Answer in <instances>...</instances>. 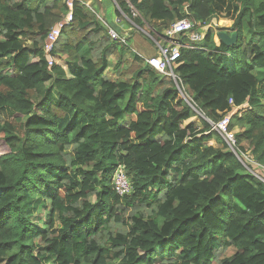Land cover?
Here are the masks:
<instances>
[{
	"label": "trees",
	"instance_id": "obj_1",
	"mask_svg": "<svg viewBox=\"0 0 264 264\" xmlns=\"http://www.w3.org/2000/svg\"><path fill=\"white\" fill-rule=\"evenodd\" d=\"M225 1L113 0L118 17L153 38L186 15L183 6L207 24L227 13ZM229 2V28L210 27L181 49L180 92L136 55L129 79L107 77L117 41L77 0L48 66L44 40L64 1L0 0V110L9 113H0V264H264V177L209 123L230 99L247 103L236 114L237 148L264 166V0ZM220 30L236 42L209 47ZM182 95L203 114L199 125H183L195 112ZM197 135L216 144L202 147ZM118 166L131 185L122 196L111 186Z\"/></svg>",
	"mask_w": 264,
	"mask_h": 264
},
{
	"label": "built area",
	"instance_id": "obj_2",
	"mask_svg": "<svg viewBox=\"0 0 264 264\" xmlns=\"http://www.w3.org/2000/svg\"><path fill=\"white\" fill-rule=\"evenodd\" d=\"M63 1L67 7V13L61 20L56 22L50 28L44 40L43 50L45 52L48 66H51L54 62V58L50 55L54 43L58 40L62 29L73 22L72 8L73 2L76 0ZM77 1L84 3L89 9H91L89 3L84 2L83 0ZM214 19L215 18L211 19V21L207 24H199L198 22L194 21L189 16L188 11H186V15L183 18L172 22L157 38L153 39V37L148 34L153 40L155 54L151 55L150 57L144 58V61L159 74L172 79L177 86L178 76L175 72V67L177 59L180 57L181 49L188 45L199 44L204 38L206 30L210 27L216 26V24L214 23ZM98 21L104 26V28L106 29V33L110 39L115 40L120 44L126 43L127 38L125 35H120L117 29L108 25L104 19H100ZM116 21H118V18L116 19ZM212 23L214 24L213 26ZM185 39L188 40L185 41ZM177 87L180 92H182V89L179 88V86ZM182 96L190 104L186 97L184 95ZM229 103L231 105V109L229 111H233V108L235 106L233 105L231 99L229 100ZM190 106L195 109V107L191 104ZM231 116L232 114L225 113L217 121L213 122L209 120V123L211 124V128L217 131V133L222 137L227 146L231 149L238 160L245 166V168L251 171L248 165H251V167L253 165L254 168H257L259 167L257 166L259 164L253 159L249 152H240L238 150L235 132L229 128ZM260 168H264V166L261 165ZM258 178L261 179V177ZM111 186L113 191L120 196L126 195L130 192V181L122 166H118L114 170L111 177Z\"/></svg>",
	"mask_w": 264,
	"mask_h": 264
},
{
	"label": "rangeland",
	"instance_id": "obj_3",
	"mask_svg": "<svg viewBox=\"0 0 264 264\" xmlns=\"http://www.w3.org/2000/svg\"><path fill=\"white\" fill-rule=\"evenodd\" d=\"M87 3H89V2H87ZM223 4H227V8H226V11H227V13L225 12V11H222L223 13H222V17H220L222 20H221V22H217L216 21V19H214V23L216 24V26L217 27H224V28H229L231 25H232V21H233V19L232 18H234L235 16H236V14H237V9L234 7L233 8V6L231 5V3L229 2V0H227V1H225V3H223ZM90 7H91V11H92V13L95 15V17H96V19L97 20H100V19H104L103 18V16H102V14L99 12V11H97L98 10V8H97V2L96 1H91V3H90ZM109 12H110V10H109ZM232 16V18L231 19H229V17L228 16ZM216 17H217V15H216ZM121 18H122V16H121ZM123 19V18H122ZM105 20H106V18H105ZM113 21H115V17L113 16ZM214 24L212 23V26H213ZM131 27H132V29H133V33H136V34H139V35H141V37H143V39H144V41H145V43H146V45L141 41V43H140V47L141 46H146V49L145 50H147L149 53H154L155 52V48H154V43H153V40H152V38L148 35L149 34V32H150V27L149 26H147L146 25V27L144 28V29H142L141 30V28H137V27H135V26H133V25H131ZM215 38H216V41L218 40V38H217V36L215 35L214 36ZM213 37V42H212V44H209V47L210 46H212V45H214V41H215V38ZM154 39V38H153ZM188 39H185V41H187ZM216 45V44H215ZM244 47H245V44L243 43L242 44ZM121 48H119L118 49V53L117 54H119V58H121V60H122V62L121 63H123V64H126V62H127V59H124V55L122 54V52H121ZM149 53H143V55H147V54H149ZM115 54H116V52L115 53H113V58H112V56L110 57V54H109V59H110V61L111 62H113L114 61V57H115ZM126 57H129V56H126ZM136 67H137V65H136ZM112 68V67H111ZM120 68H121V65H120ZM110 70V69H109ZM112 71H116L115 73L116 74H119L118 75V79H120V78H123V79H128V72H127V70L125 69L123 72H120V69H118V70H116V69H113ZM116 74H113V73H111V72H107V75L109 76V78H111V79H113L114 77H115V75ZM113 80H116V78L115 79H113ZM245 108H240V107H234L233 108V111H227V112H225V113H230V114H232V117H231V121L234 123L235 121L237 122V124H236V127H234V128H230L231 130H233L235 133H236V131H238V130H240V123H238V121H237V119L238 118H236V114L237 113H240V112H242V111H244L245 109H248V105H246V106H244ZM194 112H195V116L194 117H192L191 119H189V120H187V121H185V122H183V125H186V124H189V123H191L192 121H195V123L197 124V125H199V121H197L198 120V118H199V116H203V114L202 113H200L198 110H196V109H194ZM0 113L4 116V117H8V115H9V113L7 112V111H5V110H0ZM201 114V115H200ZM203 136H200V135H197L196 136V138H198L199 140H198V143H199V145L200 146H206L207 144H216V141L215 140H213V139H209V140H206V139H204V138H202ZM229 150H231L229 147H227ZM7 151V147L3 144V142L2 141H0V153H3V152H6ZM250 153V152H249ZM250 155L252 156V154L250 153ZM253 157V159L255 160V158H254V156H252ZM258 164H259V162H257ZM257 166H259V167H257V168H254V166L252 165V167L250 168L251 169V171H249V173H251V172H253V173H251V174H253V175H255L257 178L258 177H264V168H260L261 167V165L259 164V165H257ZM260 180H263V178L262 179H260ZM264 181V180H263ZM257 198H258V196H256ZM256 197L254 198L255 200H256ZM238 204L241 206V207H243V208H247L248 206H247V204L245 203V202H242V201H239L238 202ZM43 212L41 211V210H37L36 212H35V214H34V216L32 217V222L34 223V224H36V225H39L40 223H41V221H40V219L42 218V216H43V214H42ZM235 252V248L234 247H229V248H227L225 251H223L222 252V255L223 256H230V255H232L233 253Z\"/></svg>",
	"mask_w": 264,
	"mask_h": 264
},
{
	"label": "crops",
	"instance_id": "obj_4",
	"mask_svg": "<svg viewBox=\"0 0 264 264\" xmlns=\"http://www.w3.org/2000/svg\"><path fill=\"white\" fill-rule=\"evenodd\" d=\"M97 2V8L104 20L106 18V23L112 27H114L115 29H117V31L119 32L120 35H125L126 36V44L124 45L125 48H122L121 52L122 54L125 56L124 59H127V62L126 64H123L121 63V68H120V72H123L125 69L127 70L128 68L130 67H133V64H134V55H136L137 57H139L142 61V65L144 63H146L144 61V58H147V57H150L151 55L155 54V52L152 54V53H149L146 49V46H141L140 47V43L141 41L146 45L143 37H141V35L139 34H136V33H133V29L131 27V25H133L131 22H129V20H123L121 18V16H123V14L120 15V17H118L115 9H116V5L114 4L113 0H95ZM219 3V2H218ZM110 10V12H109ZM187 9L183 6L182 7V12H186ZM222 13L223 12H219V14H217V17L215 16L214 18L216 19L217 22H221V18L222 17ZM113 16L115 17V21H113ZM118 18V21H116V19ZM229 19H231L229 17ZM154 22V21H151V23ZM151 23H149V25L151 26ZM134 26V25H133ZM136 27V26H135ZM215 38V37H214ZM87 40H84V43H86ZM216 44L217 41H216V38H215V41H214ZM117 48L114 52H112L110 54V57L112 56L113 58V53L116 52L115 54V57H114V61L111 62L110 59H109V54L107 55V65L108 67L106 68V70L104 71V74L109 77L107 75V72H111L113 74H116L114 71H112L113 69H115V65L117 64L118 62V59H119V54L118 53V49L121 48V44L117 42ZM143 53H149L147 54L146 56L143 55ZM126 56H129V57H126ZM79 57V56H78ZM82 57L86 58V59H89V58H92V55L90 53V49H85L83 52H82ZM112 67V68H111ZM110 69V70H109ZM128 72V79L129 77L131 76V74L133 73L130 69L127 70ZM118 75L119 74H116L115 77L113 79H118ZM120 79H123V78H120ZM248 105L247 103H244L243 105L241 106H238L240 108H245L244 106Z\"/></svg>",
	"mask_w": 264,
	"mask_h": 264
},
{
	"label": "water",
	"instance_id": "obj_5",
	"mask_svg": "<svg viewBox=\"0 0 264 264\" xmlns=\"http://www.w3.org/2000/svg\"><path fill=\"white\" fill-rule=\"evenodd\" d=\"M218 40H220L223 44L229 46L233 45L236 42V33L233 31L228 33L225 30H220L216 33Z\"/></svg>",
	"mask_w": 264,
	"mask_h": 264
}]
</instances>
